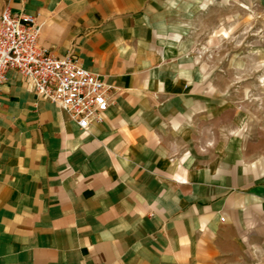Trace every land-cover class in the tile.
Segmentation results:
<instances>
[{"label": "crops", "instance_id": "crops-1", "mask_svg": "<svg viewBox=\"0 0 264 264\" xmlns=\"http://www.w3.org/2000/svg\"><path fill=\"white\" fill-rule=\"evenodd\" d=\"M184 1L0 0L116 88L82 130L8 72L0 264H264V148L201 130L213 98L186 62Z\"/></svg>", "mask_w": 264, "mask_h": 264}, {"label": "rangeland", "instance_id": "rangeland-1", "mask_svg": "<svg viewBox=\"0 0 264 264\" xmlns=\"http://www.w3.org/2000/svg\"><path fill=\"white\" fill-rule=\"evenodd\" d=\"M179 9L187 65L213 98L201 130L244 132L264 148V0H185Z\"/></svg>", "mask_w": 264, "mask_h": 264}, {"label": "built area", "instance_id": "built-area-1", "mask_svg": "<svg viewBox=\"0 0 264 264\" xmlns=\"http://www.w3.org/2000/svg\"><path fill=\"white\" fill-rule=\"evenodd\" d=\"M42 30L37 16L15 13L9 6L2 11L0 91L8 80V72L15 70L32 92L56 104L82 130L103 123L116 88L86 69L74 54L57 57L42 47Z\"/></svg>", "mask_w": 264, "mask_h": 264}]
</instances>
